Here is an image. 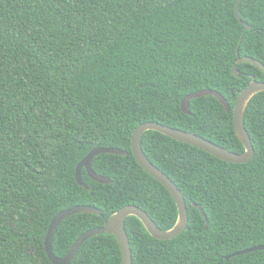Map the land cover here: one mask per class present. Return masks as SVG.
<instances>
[{"label":"trees","instance_id":"1","mask_svg":"<svg viewBox=\"0 0 264 264\" xmlns=\"http://www.w3.org/2000/svg\"><path fill=\"white\" fill-rule=\"evenodd\" d=\"M234 2L0 0V264H52L44 248L49 223L79 205L100 214L60 223L51 243L57 258L128 205L171 229L177 220L171 195L132 155L131 135L140 124L244 151L232 109L252 78L264 82V74L236 60L264 65V0H240L241 22ZM205 89L224 97L231 111L205 96L190 100L184 114L182 99ZM243 121L254 148L244 164L155 131L141 136L146 158L181 192L188 223L161 241L128 217L132 264H264V250L231 256L264 245V92L247 103ZM97 147L126 155L96 156L92 170L111 183L92 181L83 168L85 189L75 169ZM121 263L115 238L104 234L85 241L71 264Z\"/></svg>","mask_w":264,"mask_h":264},{"label":"water","instance_id":"2","mask_svg":"<svg viewBox=\"0 0 264 264\" xmlns=\"http://www.w3.org/2000/svg\"><path fill=\"white\" fill-rule=\"evenodd\" d=\"M240 0H235L234 2V11L235 16L239 22H241L239 13H238V4ZM244 25V32L249 31L250 27L247 24ZM237 64H250L253 67L257 68L264 74V65L257 60H254L249 57H239L237 56L236 60ZM233 75L238 78V71L233 66ZM264 92V82L256 81L252 78L251 82L248 86L243 89L235 99V104L232 109V117H233V128L237 139L242 144L244 151L241 154L232 153L202 137H198L192 133L184 132L178 129H174L168 126H164L155 122H146L137 126L131 135V151L132 155L137 162V164L153 179L158 181L171 195L176 209H177V220L174 226L169 230H161L157 227V225L152 221V219L148 216L146 212L141 210L140 208L128 205L122 207L118 211L114 212L108 219L104 220V225L102 227L94 228L84 234H82L71 246L69 251L65 256L61 258H57L52 253L51 243L53 236L60 225V223L68 218L69 216L76 214H95L99 215L100 212L96 208L92 206L79 205L72 207L70 209L64 210L56 214L53 219L50 221L46 237L44 239V248L47 254L48 259L52 264H71L75 255L77 254L79 248L82 244L95 235H104L108 234L115 238L117 245L121 254V264H132V253L130 248V243L128 240V236L125 230V220L132 216L137 218L140 223L143 225L145 231L156 240H171L174 237L181 234L187 226L188 223V212L186 208L185 201L181 192L178 190L177 186L158 168H156L144 155L140 140L141 136L147 131H155L158 132L170 139L178 141L180 143L195 147L204 151L205 153L221 160L226 163L231 164H244L249 162L254 156V148L252 146L250 137L245 129L243 115L247 103L250 99L256 95L257 93ZM205 96H213L215 97L220 104L225 108V111L229 113L231 111L228 102L224 97H222L219 93L205 89L200 90L195 93L189 94L185 96L180 104L181 110L184 114L190 115L189 111V102L192 99H197ZM101 154H110L117 156H125L126 153L113 148H103L97 147L91 150L76 166L75 169V180L79 186L88 189L87 186L82 182L81 179V170L84 168L88 177L100 184H110L111 180L102 176H99L94 173L92 170V161L93 159ZM198 208V206H194ZM200 214L203 216L205 225L204 230L207 229L208 222L202 210H199ZM264 250V245H258L252 247L247 250H243L237 252L231 256H239L243 254H247L254 251ZM229 256V257H231ZM229 257H226L228 259Z\"/></svg>","mask_w":264,"mask_h":264}]
</instances>
